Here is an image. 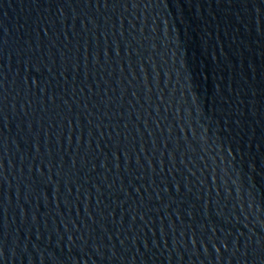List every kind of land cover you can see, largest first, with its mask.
I'll list each match as a JSON object with an SVG mask.
<instances>
[{"label":"water","instance_id":"water-1","mask_svg":"<svg viewBox=\"0 0 264 264\" xmlns=\"http://www.w3.org/2000/svg\"><path fill=\"white\" fill-rule=\"evenodd\" d=\"M0 264H264V0H0Z\"/></svg>","mask_w":264,"mask_h":264}]
</instances>
